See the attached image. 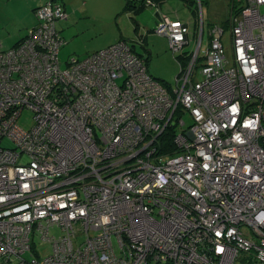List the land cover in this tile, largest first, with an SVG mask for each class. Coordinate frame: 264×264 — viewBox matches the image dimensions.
I'll return each mask as SVG.
<instances>
[{
	"label": "built area",
	"instance_id": "2783aa9c",
	"mask_svg": "<svg viewBox=\"0 0 264 264\" xmlns=\"http://www.w3.org/2000/svg\"><path fill=\"white\" fill-rule=\"evenodd\" d=\"M243 1L189 61V24L159 15L170 88L125 39L62 63L58 1L0 41V264H264V0Z\"/></svg>",
	"mask_w": 264,
	"mask_h": 264
},
{
	"label": "rangeland",
	"instance_id": "374dc122",
	"mask_svg": "<svg viewBox=\"0 0 264 264\" xmlns=\"http://www.w3.org/2000/svg\"><path fill=\"white\" fill-rule=\"evenodd\" d=\"M196 9H190L183 2L178 0H172L168 2H174V4H180L179 7V17L184 22H189L192 26L195 21H198V24L204 25L202 29V41L199 44L200 47L197 50L198 42L196 39H192L190 44L187 45L182 51L177 53L178 56H183L184 54H198L203 58L207 51L209 36L214 27L218 26L222 29L228 31L229 29L225 28L226 23H231V19L234 14L238 11L236 8H240L244 5L243 0H195ZM83 6L82 0H78ZM123 0H118L117 7L115 9L104 10L105 0H98L97 10L91 6L90 9L95 11V13H90L82 11L79 9L76 13L70 12L69 18L64 22L60 21L58 23V29L61 32L62 38L66 41L63 48L60 51V59L62 63L68 60L71 56H83L88 52H94L99 49L105 48L115 42H117L119 37L123 38L136 47V51L143 55L147 56L148 50L152 51L150 54L149 60V73L159 79L167 81L169 84H175V77L179 72V60L173 54L172 49H170V43L167 36L159 34L155 31L156 23L158 21V15H156L155 9L146 8L141 11L133 14L122 13V11H127L123 9L124 3ZM234 4L237 6L234 9ZM21 5V2L13 0L10 5H6L3 1L0 2V19L2 13H5L10 10L13 6L15 9H18V6ZM164 11H167L169 7L168 3L164 4ZM82 8V7H81ZM174 9L177 7L174 6ZM89 11V10H88ZM101 11L100 13H98ZM175 17V16H173ZM204 22V24H203ZM210 23V24H209ZM208 26L210 30H208ZM2 23L0 22V29ZM147 30H152L148 32ZM209 31V34H208ZM148 32V33H147ZM198 32L195 33L197 37ZM147 36L146 42L141 43L140 39ZM226 34V39H227ZM143 39V40H144ZM196 40V41H195ZM3 43V41L0 39ZM13 37L4 39V47L9 48L13 45ZM191 59H188V61ZM200 59V58H199ZM64 67V64H63ZM197 79H201V73L197 74ZM190 121V118L187 117V123ZM19 123L26 129H30L34 124L33 112L31 110H25L22 114V117L19 120ZM0 146L2 147H15L14 143L9 140L7 137L0 138ZM20 161L25 163L28 161V157L23 155L20 158ZM51 234L59 237L62 233L59 227H53ZM80 240L85 238V235L79 237ZM41 256L50 254L51 247L50 244L42 243L39 244ZM38 247V248H39ZM240 258L236 264H242Z\"/></svg>",
	"mask_w": 264,
	"mask_h": 264
},
{
	"label": "crops",
	"instance_id": "0c3cea01",
	"mask_svg": "<svg viewBox=\"0 0 264 264\" xmlns=\"http://www.w3.org/2000/svg\"><path fill=\"white\" fill-rule=\"evenodd\" d=\"M1 1H3V3L6 5H10V3L13 0H0V2ZM17 1L21 2V5L18 6V9H15L12 6L9 11L2 13V17L0 19V22L2 23V27L0 29V39L3 41V44L5 45L4 39H6V38L8 39L9 37L14 38V41L12 42L13 45H11L9 47L15 46L25 36V34L28 32V30H30L33 26H35V24L37 23V18L35 15V9L39 6H41L42 4H45L49 0H17ZM62 1L65 3V6H66V17H65V19H63V22L70 17L69 16L70 12L76 13L77 11H79V9H81L82 11L87 10V12H90V13L94 12L95 13V11H92V9H90L91 8L89 6L90 3L92 4L91 6H93L97 10L96 3L98 0H82L83 6L81 5L80 2H78V0H62ZM178 1H180V0H178ZM180 2H182V1H180ZM122 3L125 4V0H123ZM165 3L169 4L167 11L163 10L164 9L163 6ZM117 4H118V0H105L103 9L104 10L115 9L117 7ZM174 6H176L177 8L174 9L173 8ZM179 7H181L180 4H174V2L170 3L168 1H166L160 5V8H159L160 11H157L152 6H149L146 8L155 9L156 15H158V17L161 13H164V14L169 15L171 18L180 19V18H178L179 17V9H178ZM123 9H124V6H123ZM100 12L101 11H99L98 13H100ZM123 13L130 14L128 11H122L121 14H123ZM173 16H175V17H173ZM187 23L190 26V32H189L190 40L196 39L195 33H196V29H197V21H195L193 23V26L189 22H187ZM203 24H204V22H203ZM198 25L199 26H198L197 32L199 33L204 28V25H202V24L201 25L198 24ZM209 27L210 26H208V30H210ZM147 31L150 32L152 30H147ZM208 34H209V31H208ZM119 38L124 39L123 36H121ZM120 39H118V40H120ZM146 40H147V36H145L144 42H146ZM65 44H66V41H65ZM90 52L86 53L83 56H86ZM147 52H148V55L145 57H149L150 54L152 55L151 50L147 49ZM83 56H79V57H83Z\"/></svg>",
	"mask_w": 264,
	"mask_h": 264
},
{
	"label": "trees",
	"instance_id": "16d2710c",
	"mask_svg": "<svg viewBox=\"0 0 264 264\" xmlns=\"http://www.w3.org/2000/svg\"><path fill=\"white\" fill-rule=\"evenodd\" d=\"M50 1V0H49ZM52 1H58V2H61L62 4H64V7H65V10H66V6H65V3L62 1V0H52ZM166 1H171V0H125V4H124V10H127L130 14H133V13H137L139 11H141L142 9H145L146 7H149V6H152L154 7L157 11H160L159 8H160V5ZM182 1L187 7H189L190 9H196V1L195 0H180ZM43 5V4H42ZM41 5V6H42ZM40 7V6H39ZM237 6H235L234 4V9L236 8ZM38 8V7H37ZM36 8V9H37ZM35 9V11H36ZM236 10H240V8H236ZM167 15V14H166ZM169 16V15H168ZM170 17V16H169ZM171 18V17H170ZM172 19H175V18H172ZM181 20V19H179ZM63 21V20H62ZM61 21V22H62ZM37 24V23H36ZM35 24V25H36ZM230 23H226L225 24V28L226 29H230ZM198 21H197V29H196V33H197V30H198ZM34 27V26H33ZM139 41H141V43L144 42L143 38L140 39ZM192 54H190L189 56L186 57V59ZM180 57V56H179ZM188 60V59H187ZM164 85H166L167 87H171V84H169L167 81H164V80H160ZM174 129L172 130H169L167 133L164 134V137H163V142H164V145L166 147H173V133H174Z\"/></svg>",
	"mask_w": 264,
	"mask_h": 264
},
{
	"label": "clouds",
	"instance_id": "9594fccd",
	"mask_svg": "<svg viewBox=\"0 0 264 264\" xmlns=\"http://www.w3.org/2000/svg\"><path fill=\"white\" fill-rule=\"evenodd\" d=\"M202 35H203V33H202ZM149 58H150V56H149Z\"/></svg>",
	"mask_w": 264,
	"mask_h": 264
},
{
	"label": "bare ground",
	"instance_id": "6f19581e",
	"mask_svg": "<svg viewBox=\"0 0 264 264\" xmlns=\"http://www.w3.org/2000/svg\"><path fill=\"white\" fill-rule=\"evenodd\" d=\"M68 15V14H67ZM65 19V18H64ZM63 48V47H62Z\"/></svg>",
	"mask_w": 264,
	"mask_h": 264
}]
</instances>
